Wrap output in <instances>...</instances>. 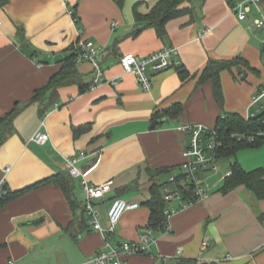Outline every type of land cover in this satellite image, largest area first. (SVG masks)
Instances as JSON below:
<instances>
[{"label":"crops","instance_id":"0c3cea01","mask_svg":"<svg viewBox=\"0 0 264 264\" xmlns=\"http://www.w3.org/2000/svg\"><path fill=\"white\" fill-rule=\"evenodd\" d=\"M158 1L0 3V115L16 103L29 102L34 90L59 72L61 62L44 64V55L63 53L65 58L69 47L79 39L91 40L102 49L99 60L107 79H120L118 84L105 82L84 93L78 84L62 87L46 114L41 109L50 101L48 94L44 102L24 106L14 119L13 133L0 145V198L6 191H20L67 171L66 158L84 151L86 155L77 166L85 172V178L95 184L112 181V190L100 201L101 210L107 213L114 197L140 202L139 194L147 196L138 209L124 213L111 239L113 243L138 241L149 222L150 210L143 203L150 196V186L154 181L167 182L170 175L156 172L174 169L173 173L186 160V133L179 128L189 123L215 127L225 112L247 116L253 94L264 83L261 45L256 43L247 19L238 18L229 0H203L194 4L195 19L184 14L169 20L163 38L153 26L134 35L135 10L145 15ZM203 29L210 31L201 35ZM168 46L178 48L180 65L152 73V88L142 90L136 77L125 73L121 55H147ZM238 56L249 66L241 63L221 72V106L213 80L201 81V75L210 60ZM77 66L83 83L92 84V63L83 60ZM180 70L190 76L183 80ZM176 103L184 105L181 116L166 117L162 124L152 127L155 119H160L154 115ZM83 125H89L88 130L75 137L73 127ZM40 129L49 134L45 144L31 141ZM235 158L247 171L264 170V143L241 149ZM149 170L155 175L151 176ZM228 170L217 178L205 172L204 184L210 193L179 210L171 218L169 230H154L156 242L150 251L128 255V262L164 264L176 258L181 249V257L205 264H264V198L245 185L227 193L220 191ZM131 184V189L122 190ZM84 197L81 181L76 178L77 203L83 204ZM80 213V208L73 211L56 184L27 191L1 204L0 264H87L104 249L105 235L90 226L77 239L68 234L66 228ZM103 219L102 213L106 226L108 221Z\"/></svg>","mask_w":264,"mask_h":264},{"label":"built area","instance_id":"2783aa9c","mask_svg":"<svg viewBox=\"0 0 264 264\" xmlns=\"http://www.w3.org/2000/svg\"><path fill=\"white\" fill-rule=\"evenodd\" d=\"M64 1L67 3V0ZM253 6L257 8L261 18L254 20L251 28L254 31L264 30V0H234L231 4L232 11L242 21L248 18ZM70 13L73 15L75 23H77V17L72 10H70ZM116 25L117 23H113V27H116ZM209 31L210 29H203L201 35ZM78 34L81 36L82 30L79 29ZM76 47L79 49L77 63L87 60L93 65L94 78L91 88H95L105 82L118 84L119 78L107 79L104 74L99 60L102 54L100 47H97L93 41L87 39H79L76 42ZM178 53V48L174 46L164 47L147 55L126 52L121 55L120 62L125 73L133 74L140 88L148 91L152 88V73L180 65ZM261 53L264 63V39L262 40ZM262 113H264V83L253 94L250 111L245 118L247 120L256 118ZM262 122L264 123V118ZM44 126L45 123L43 122L41 128ZM179 129L186 133L184 151L186 160L178 171L170 173L167 184L163 186L164 197L167 201L163 220V228L166 230L171 228L170 220L179 210L192 205L210 193L204 184L203 174L211 170L218 171L224 159L227 158L223 155L226 134H229L233 140L238 142L249 143H255L260 136L264 135V130L259 129L228 133L223 131L221 126L208 127L192 123L182 125ZM48 140V132L42 129L38 130L31 138V141L38 144H45ZM85 155V152L82 151L76 157L66 158V161L70 174L81 181L85 195L83 208L89 226L105 235L104 249L89 258L87 264H130L127 260L128 255H144L150 251L151 245L156 242L154 229L146 227L138 241H121L119 243L111 241L124 213L128 210L138 209L141 204L136 201L114 197L106 214L108 223L106 226L103 225L100 201L112 190V181H106L101 184L89 182L85 178V172L77 166L78 161L84 158ZM231 174L232 172L229 169L225 177ZM179 178L183 180L184 184H188L185 188L171 186L176 184ZM189 192H191V196L188 197ZM2 194L3 191L0 188V197ZM175 201H180L181 203L178 206H174L172 203ZM181 255V249L177 250L176 257H181Z\"/></svg>","mask_w":264,"mask_h":264},{"label":"trees","instance_id":"16d2710c","mask_svg":"<svg viewBox=\"0 0 264 264\" xmlns=\"http://www.w3.org/2000/svg\"><path fill=\"white\" fill-rule=\"evenodd\" d=\"M2 1L3 0H0V3H2ZM197 1L203 0H159L145 15H142L137 10H135L137 25L135 27V30L133 31V34L137 35L142 29L148 26H153L157 30L159 37L163 38L166 35V24L169 20L184 14H190L192 16V19H195L193 7ZM233 1L234 0H229V3L232 4ZM185 2L190 3L191 6L182 7V4ZM116 45H118V40ZM68 50L70 51V53L61 62L62 67L59 72L53 75L46 85L35 89L34 95L29 102L24 104L16 103L9 112L5 113L4 115H0V145L3 144L5 140L13 133L14 119L22 111L23 107L28 103L35 101L44 102V100L49 97L50 101H48V103H46L45 106H43L41 109V113L46 114L49 111V108L56 102L59 96L60 88L78 84L81 93H84L87 90L91 89L92 84L83 83L82 74L80 73L77 66L79 49L76 47V43L72 44ZM241 63L249 66L248 61L241 56L228 60L212 59L208 62L201 75V81H204L206 79L213 80L214 94L217 102L221 106L224 104V95L220 74L223 70L231 69L233 68V66ZM180 74L183 80H186L190 76L187 71L180 70ZM47 94L48 97H46ZM183 110L184 105L182 103H176L160 112H157L154 117L160 119L166 117L176 119L181 116ZM263 118L264 113L260 114L256 118L247 120L239 113L225 112L219 116L216 126H221L222 130L228 133L233 131L244 132L251 129L264 130V123L262 122ZM88 128L89 125L73 127L75 137H78L81 133L88 130ZM225 136L226 139L223 155L227 158L234 159L230 161L229 165V169L231 170L232 174L224 178V182L222 187L220 188V191H222L223 193H227L239 185H245L259 198H264V170L262 168H258L252 171H247L235 158L237 152L241 149L261 146L264 143V135L260 136L255 143L244 141L238 142L236 140H233L229 136V134H226ZM172 171H174V169H160L156 172V174L172 173ZM149 172L151 176L155 175L152 170H149ZM48 184H56L61 187L73 211H75L77 208H80L81 213L77 215L66 228L67 233L70 234L74 239H77L78 236L89 226V224L85 216L83 204H78L75 198L76 178H74L68 170L60 171L57 174L42 179L20 191H6L2 198H0V205L14 198L15 196L21 195L27 191L37 189ZM166 184L167 182L159 183L154 181L149 189L150 196L143 203L150 210V217L147 227L153 228L154 230L163 228V220L165 217L164 211L167 207V201L163 193V186H165ZM187 185V183L184 184L183 180L179 178L176 184L171 186L185 188ZM133 186L134 184L125 186L122 190L125 191L131 189ZM191 192L188 193V197L191 196ZM164 264L205 263H201L198 259L195 258L176 257L171 261L164 262Z\"/></svg>","mask_w":264,"mask_h":264},{"label":"rangeland","instance_id":"374dc122","mask_svg":"<svg viewBox=\"0 0 264 264\" xmlns=\"http://www.w3.org/2000/svg\"><path fill=\"white\" fill-rule=\"evenodd\" d=\"M259 18H261L260 13L258 12L257 8L255 6H253L252 9H251V12L249 13V16H248L246 22L248 21V23L251 25L254 20L259 19ZM251 31L253 33V36H254V39H255L256 43L258 45L259 44L261 45V51H262V40L264 39V30L254 31V30L251 29ZM262 65H263V63H262ZM263 67H264V65H263ZM251 102H252V98H251ZM239 151H241V150H239ZM232 159L233 158H226V159H224L223 164L221 165L220 169L218 170V173H216L217 171H212L211 170V171H207L205 174L206 175H209L211 177L217 178L219 175L223 174L224 171H226L227 169H229V164H230V161H232ZM139 195H140V197H138V201H140L139 203H142V200H144L147 196H145V195L143 196V194H139ZM144 206L145 205H143V207ZM102 213H103V217H104L103 220L106 223V221H107L105 219V217H106L105 215L107 214L106 213V210L103 209L102 210ZM158 264H163V263H158Z\"/></svg>","mask_w":264,"mask_h":264},{"label":"water","instance_id":"95a60500","mask_svg":"<svg viewBox=\"0 0 264 264\" xmlns=\"http://www.w3.org/2000/svg\"><path fill=\"white\" fill-rule=\"evenodd\" d=\"M64 60V54L63 53H57L55 55H44L41 59V62L44 64L54 62H62ZM165 121V118L163 119H157L152 123V127H155L158 124H162Z\"/></svg>","mask_w":264,"mask_h":264}]
</instances>
